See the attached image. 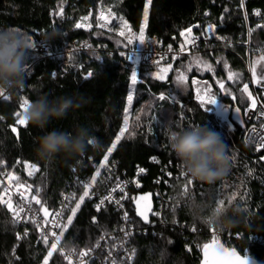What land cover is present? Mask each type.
<instances>
[{
	"label": "trees",
	"instance_id": "obj_1",
	"mask_svg": "<svg viewBox=\"0 0 264 264\" xmlns=\"http://www.w3.org/2000/svg\"><path fill=\"white\" fill-rule=\"evenodd\" d=\"M146 3L147 0H0V28H18L29 33L37 42L51 43L57 51L65 50L76 41H90L94 46H102L97 52L72 54L71 59H68L69 55L52 59L28 53L27 64L31 67L26 74L24 88L11 91V99L0 102V170L12 166L18 158L35 163L40 171L34 178L24 181L32 186L33 195L38 189V198L49 210H53L71 176L76 171L81 175L91 173L90 160L100 163L107 154L108 147L114 142L123 124L124 109L128 108L131 114L130 125L113 151L112 159L119 160V170L130 177L138 167L147 170L141 177V185L131 190L134 198L130 208L139 230L132 240L136 255L131 264H201L202 247L209 243L211 228L216 229L230 243V249L234 248L241 255L264 264V161L259 159L264 151L257 153L255 148L245 144L244 130L240 126L233 122L235 130L228 131L214 112L201 108L195 100L192 85L193 79L199 78L202 86L209 84L214 88L215 94L223 103L234 105L219 90L217 81H223L227 92L235 97V103L242 112L249 106L250 101L241 91L248 81L244 63L240 59V56L244 59L247 57L246 47L243 45L247 39V27L241 2L152 0L145 25L146 38L158 36L169 40L196 23L204 26L214 23L224 25L220 32L227 40L216 45L211 53L204 52L172 60L159 66H141L136 70L139 81L133 86L130 80L133 68L126 65L115 52L117 47H123L122 40L98 30H75L74 22L81 16H89L95 21L101 10L112 8L131 23L139 36L140 27L144 23L143 10ZM61 6L64 10L63 17L57 15ZM225 9L228 11L225 12ZM255 10L261 13L259 19L253 14ZM205 12H208V16ZM246 13L250 27L254 28L250 36V59L252 63L263 61L264 64V60L260 59L264 56V27H257L264 25V0H248ZM67 16H71L73 21H65L64 17ZM53 29L62 35L43 41L44 35ZM96 56L101 59L96 60ZM197 59L211 64L214 72L198 67L194 62ZM225 61L228 69L224 68ZM168 64L172 68L166 74V80L160 81L152 77V73ZM189 65L191 71H188ZM229 70L239 73V77L228 80ZM87 72H93L94 75L87 78ZM181 72L186 73L188 79L185 84L178 86L176 76ZM257 74L264 75V67L257 70ZM256 88L260 94L264 91V88L257 85ZM129 92L134 94L130 107L127 103ZM75 93L90 98V103L79 110L70 111L65 119L53 120L46 129L16 124V113L21 110L23 100H35L42 94H47L51 99ZM160 94L171 95L177 102L174 103L172 99L160 101ZM198 125L220 135L227 146L229 170L212 185L193 183L190 186V190L194 191L193 200L181 195L184 178L170 180L172 187L163 184L162 188L167 191L166 199L170 197L172 202L164 211L166 225L151 230L145 226L148 222L137 215V208L146 213L156 210L158 204L154 192L156 180L163 173L162 169H181L180 163L169 152L167 134L170 130ZM13 126L17 127L18 136L11 130ZM78 126L88 127L90 133L102 142L103 148L99 151L89 149L83 156L75 158L62 153L50 160L37 157L35 149L38 137L52 129L72 132ZM129 132L134 133L130 138ZM152 157H156L159 163L154 162ZM83 164L88 165L86 169ZM233 193L235 199L232 204L241 210L239 227L221 231L214 225L205 223L215 207L216 199H225L227 205V198ZM142 196H147L148 199L139 200ZM193 201L210 206L200 213V218L193 211ZM93 217L96 218L95 222ZM119 223V213L113 207L97 212L90 199L85 198L66 234L65 244L67 247L86 249ZM193 227L196 228L195 232L192 231ZM146 228L147 232L144 231ZM25 231L0 203V264H44V258L51 247L40 241L32 227L27 229L26 237ZM20 234L23 236L18 239ZM196 244H200L201 248L197 249ZM187 246L191 247V251ZM48 264L68 263L62 255L53 251Z\"/></svg>",
	"mask_w": 264,
	"mask_h": 264
},
{
	"label": "built area",
	"instance_id": "obj_2",
	"mask_svg": "<svg viewBox=\"0 0 264 264\" xmlns=\"http://www.w3.org/2000/svg\"><path fill=\"white\" fill-rule=\"evenodd\" d=\"M247 1L248 0H244V6L242 8V10L244 11L246 27H247V39L245 40V42H243V45L246 47L247 57L246 59H244L240 55L239 56L244 63L248 75V81L246 83L249 85V90L252 92L253 96H255L261 103H264V91L261 94H259L256 88V84H254L252 80L251 66L253 63L249 56L251 49H250V36L248 35V31L251 27L246 13ZM109 10H111V13L113 14L114 18L109 17ZM255 12L256 10L253 12L255 18L259 19L260 16H256ZM101 13L104 14L105 18H109L111 20L108 26L104 28L98 26L99 24L104 23L103 19H98V17L101 16ZM82 17L84 16H81L78 20L74 22V29L82 30L86 32L98 30L107 34H113L116 37H118L120 40H122L124 45L123 47H119V48L117 47L115 49V52L118 54L120 59L126 65L134 68L135 70H138L141 66H148V67L159 66L172 60H178L185 57H192V56L200 55L201 53L204 52L211 53L214 52V50L216 49V45L220 43H225V41L227 40V38H224L220 32V29L224 27L223 24L219 25L214 23H208V24H213L216 27L214 32L207 33L206 29L208 24L204 26L201 25L200 23H196L192 27L193 29L192 36L199 37V39L196 40L195 44H184L185 37H182L180 34L172 36L169 40L165 39L164 37H158V36L146 38V40H151L153 41V43H146L144 45H141L138 42V40H134L132 44H128L126 36L129 35V29L131 33H135L137 37L138 35L134 30V28L132 27L131 23L126 19H124L127 22L126 26H124L123 28L121 27V22L119 19L120 16L112 8H106L101 10L95 21L88 16L89 19L86 22H84L81 20ZM64 20L72 22L73 18L71 16H67L64 17ZM78 22L84 23L85 26L79 29L75 28V24ZM88 25H90L91 27H88ZM196 25H199V27H195ZM121 30L125 31V37H121L119 35V32ZM183 31H186V29ZM33 42L35 43V47L29 52L38 55L39 58L55 59L70 54L72 55V54L80 53L83 51L97 52L100 51V49L102 48L100 44L98 46H94L90 41H85L80 43L76 41L73 42V44H70L69 47H67L65 50L57 51L55 50L53 45L49 42H37L34 37H33ZM182 44H184V48H185L183 52H181ZM87 45H91V47L89 48L87 47ZM169 45H172L171 51H169L168 49ZM121 51L127 53L132 58L126 60L124 57L120 55ZM157 60H159V65L156 63ZM30 67L31 66H28L27 73L29 72ZM210 88L212 89V93L215 94L214 88L212 86H210ZM196 90L197 88L194 89L195 100L200 104V102L196 99V95H197ZM4 95H6L8 98L4 99L3 96H0V102L9 101L11 99V91L4 93ZM217 99H218V104L210 106L211 110L209 111H212V109L214 108L215 112L218 115H220V117H225L228 122L233 124V120H232L233 105H227L223 103L218 96ZM222 104L228 106L230 111L227 113L221 111L218 105H222ZM249 106L243 111V117L246 125V128L244 130V142L246 145L255 148V143L251 140V137L254 135L251 133V127L254 124L258 131L264 132V130L260 129V124L264 123V118H260V119L256 118L258 112L260 111V104H258L255 112L249 111ZM122 127L123 124L121 125L120 129ZM103 157L100 163H96L94 160H90V164L92 166L91 173L86 172L85 174L81 175L78 171H76L71 176L69 182L66 184V187L58 200V205L56 206V208L49 211L51 213V212L61 211L63 209V216L59 222L62 224H66L67 217L71 215V208L75 206V203L79 200V197L83 195L84 184H92V177L95 176L96 171L99 170L100 175L96 176L95 183L92 184L91 188L89 189L90 198L89 197L86 198H89L93 206L95 207V205L99 203V200L102 197L108 196L109 193L111 192V189L116 188L117 184L119 183L120 187L123 188V192L120 191V188H116L115 192H111V196L113 198L112 201L109 202L108 200H106L101 210L107 207H113L119 213L120 223L112 231L102 234L92 246L88 247V248H94L95 251L91 253L90 257H85L84 259L88 262V264H112L113 260L116 261V264H131L134 261L136 255V250L135 247L133 246L132 240L134 238L135 233L139 231L138 228L136 227L135 216L133 215L132 209L130 208V203L134 198V195L131 190L134 187L138 188L137 182L139 183V186L141 185V177L147 173V170L145 169L146 172L138 174V169L140 168L138 167L136 168L135 173L130 177L125 175L124 172H121L119 170V160L112 159V154L109 156L107 166L100 167V165L103 162ZM29 163L35 164L31 161H26L18 158L13 163L12 166L0 170V186H1L0 203L7 211H9V213L12 214L14 221L17 223V225L25 228V230H27L29 227H32L36 231L40 241L43 244L45 243L41 238L42 232L45 231L48 232L49 238L47 245L51 247V244L55 242V237H53L51 233L55 232L57 235H59L60 228L53 227L52 224H42V227L38 228L36 224L32 223L31 221L33 218L36 219L38 222L42 223L44 219L43 212L40 211V206L38 207V205H36L35 202L32 200V196H33L32 188L31 190H26V187L25 188L19 187L20 184L27 186L24 180L34 178L35 175L38 173L35 172L32 176L28 175V171L30 169L26 167V164ZM87 166L88 165L83 164V167L85 169L87 168ZM162 170L163 173L158 177L160 182L157 183L158 179L156 180L157 187L154 192L156 197V202L158 204V208L151 212L149 218L150 220L148 224L145 225L148 226L149 229L151 230H154L156 227L166 225L164 211L166 207L169 205V203L172 201H170V197L168 200L166 199L167 191L162 188L163 184H165L168 187H172L170 180H172L173 178L177 179L178 177L183 178L181 177L182 171L178 167L175 168L174 170L165 167ZM168 172L172 173L171 177L167 175ZM10 174L18 177L19 180L18 181L13 180L10 183L8 179ZM5 189H7V191H5ZM21 193L24 194V199H21ZM73 194L75 195V199H72ZM65 197H69V199L66 200ZM9 201L12 205L11 208L8 207ZM116 201H119V204H117ZM29 202H30L31 211H29ZM64 205H67V208H64ZM21 206L24 207L25 211L17 216L16 213L19 212ZM125 213H127L128 216L127 221L124 220ZM154 213H158V215H154ZM48 219L51 221L52 217L49 216ZM69 228L70 225L68 226L65 235L61 237L60 243L57 245V250H55V252H58V254H60L59 249H64L65 253H67L68 251V247L65 244V238L67 232L69 231ZM213 229L214 228H211L210 235L208 237V242L211 243L212 236L215 232V234L218 237L219 243L224 245L225 248L230 249L229 246L230 243L227 240H224L216 229H214L213 232ZM144 231L147 232L148 228L144 229ZM125 233H129V235L126 236ZM22 236H23L22 234L19 235L20 239L22 238ZM98 243L100 246L97 248L96 245ZM196 247L197 249H200L201 245L196 244ZM189 248L191 247L187 246V249ZM75 249L77 251H82V250H86L87 248L82 250L77 248ZM109 253H111V256H109ZM78 261L79 258L77 256H73L71 264H78ZM66 262L69 264L67 260Z\"/></svg>",
	"mask_w": 264,
	"mask_h": 264
},
{
	"label": "clouds",
	"instance_id": "obj_3",
	"mask_svg": "<svg viewBox=\"0 0 264 264\" xmlns=\"http://www.w3.org/2000/svg\"><path fill=\"white\" fill-rule=\"evenodd\" d=\"M62 34L53 29L44 35L43 41L53 40ZM33 37L18 28H0V93L23 89L28 69V53L34 48ZM90 103L81 93L49 98L47 94L30 100L21 112L28 125L44 130L53 120L65 119L70 111H76ZM169 152L181 165V171L192 183L212 185L229 170L227 146L220 135L204 126H189L170 130L167 134ZM103 148L98 137L86 126H78L72 132L52 129L37 138L35 153L42 160H50L57 154L69 158L83 156L89 149ZM210 207L192 202L197 218ZM211 211V223L221 231L239 227L240 209L233 204ZM206 219V220H207ZM249 264H256L249 258Z\"/></svg>",
	"mask_w": 264,
	"mask_h": 264
},
{
	"label": "snow or ice",
	"instance_id": "obj_4",
	"mask_svg": "<svg viewBox=\"0 0 264 264\" xmlns=\"http://www.w3.org/2000/svg\"><path fill=\"white\" fill-rule=\"evenodd\" d=\"M152 4V0H147V3L144 6V10H143V21L144 23L141 25L140 27V31H139V36L137 37L135 33H131L130 29H129V35L126 36L127 39V43L128 44H132L134 40H138V42L141 45H144L146 43H153V41L151 40H146L145 37V25L147 24L148 21V17H149V5ZM241 8H243L244 6V0H241V4H240ZM228 9H225V12H227ZM57 15L63 17L64 15V10L63 7H60L59 12L57 13ZM205 15H208L207 12H205ZM256 16H260L261 13L259 10H257L255 12ZM109 17L110 18H114L113 14L111 13V10H109ZM89 19L88 16H84L81 18L82 21L86 22ZM98 19H103L104 23L99 24L98 26L101 28L107 27L108 24L111 22V20L109 18H105L104 14L101 13V16L98 17ZM120 22H121V27L123 28L124 26H126V21L124 20V17L121 16L119 17ZM221 19H223V16L221 17ZM84 23H76L75 24V28L79 29L81 27H84ZM88 27H91L90 25H88ZM195 27H199V25H196ZM215 25L213 24H208L206 32L207 33H212L215 30ZM257 27H264V25H257ZM192 27H189L186 29V31H181L180 35L182 37H185L184 40V44H195L196 40L199 39V37H194L192 36ZM254 31V29H249L248 31V35L251 36L252 32ZM187 33V35H186ZM119 35L121 37H125V31L121 30L119 32ZM219 38V37H218ZM184 44L181 45V52H183L185 50L184 48ZM35 46V43H34ZM87 47H91V45H87ZM169 51H171L172 49V45L168 46ZM120 55L122 57H124L126 60L131 59L132 57L129 56L127 53L121 51ZM72 56L71 54L68 56V59H71ZM96 60H100L101 57L100 56H96L95 57ZM261 60H264V56H261L260 58ZM156 63L159 65V60L156 61ZM259 63V61H255L253 62L252 66H251V73H252V80L253 83L256 84L257 86L264 88V75H258L257 74V69L255 64ZM196 64L198 67L202 66L203 70L205 71H209V72H214V69L212 67L211 64H208L206 61H201L199 59H197ZM228 64L225 61L224 62V68L228 69ZM172 65L168 64L167 67H161L159 68V71L152 73V77L156 80H160V81H164L167 79V73L171 70ZM188 71H191V65H189L188 67ZM55 75V73L53 74ZM94 75L93 72H87L86 77L90 78ZM239 77V73L233 72L231 70L228 71V80H234L235 78ZM188 77L181 72L179 75L176 76V83L178 86L183 85L187 82ZM130 80H131V84L133 86L137 85L138 83V74L136 72V70L133 68L131 70V76H130ZM193 84H197L199 83L196 80L192 81ZM217 84L219 85V90L222 92H225L227 94L230 95V93L227 92V89L225 88V84L223 81L218 80ZM197 95H196V99L200 102V107L204 108L205 111H209L210 106L213 105H217L218 104V99L217 96L215 94L212 93V89L210 87H205L204 89L201 88H197ZM242 93L247 95V99L250 101V106H249V111H253L255 112V110L257 109L258 104H260V111L258 112L256 118L260 119V118H264V103H261L255 96H253L252 92L249 90V85L246 83L243 85L242 88ZM0 96H3L4 99H7L8 97L6 95H4V93H0ZM158 99L160 101H164L166 99H172L174 103H176L177 101L174 100V98L169 95V96H165L164 94H160ZM233 99H235V97H233ZM29 101L27 99L23 100V102L20 104V109L21 111H18L16 113V124L20 125V126H24L27 127V122L22 118L21 116V112L24 110V108L26 107L27 103ZM133 102V94L132 92H129V94L127 95V103L129 106L132 105ZM207 106V107H206ZM218 107L220 108L221 111H223L224 113H227L230 111L229 107L222 104V105H218ZM125 115H124V121H123V127L120 129L119 134L115 137L114 142L111 144L110 147H108L107 149V154L103 157V162L100 165V167H106L107 166V162L109 160V156L113 153V151L117 148V144L121 141L122 137H124L126 130H128L129 128V117H128V108L124 109ZM240 113H241V109L239 107H236L234 109V114H235V119H236V124H243L244 121L241 120L240 117ZM230 128H232V126H230ZM260 129L264 130V123L260 124ZM14 133H17V136L19 135V133L17 132V127L13 126L11 129ZM152 129L150 128L149 131H151ZM233 131L235 130L234 128L232 129ZM251 133L254 134L251 137V140L255 143V150L257 153H260L262 151H264V132L258 131L257 128L255 127V125L253 124V126L251 127ZM134 133L129 132V138L133 135ZM154 162L159 163V160H157L156 157H152L151 158ZM260 161H264V155H261L259 157ZM26 167L28 169H30L28 171V175L32 176L35 172H39L40 169L37 167L36 164H26ZM146 172V170L144 168H139L138 169V174L139 173H144ZM251 174V172L249 173ZM100 175V171L97 170L95 176L92 177V184L95 183L96 180V176ZM167 175L169 177H171L172 173L168 172ZM181 177L184 178L185 183L183 185V191L181 193L182 196L186 197L188 200H193L194 199V191H190V186L193 185V183L189 180H187V178L183 175V173L181 172ZM180 177H178L177 179H179ZM9 182L11 183V181L13 180H19L18 177L14 176V175H9L8 177ZM160 180H157V183H159ZM92 184H84V192L83 195H81L79 197V200L75 203V206L71 208V215H69L67 217V223L66 224H62L59 221L62 219L63 216V209L61 211H56V212H51L49 211V209L42 203L41 199L38 198L39 197V190H36V194L32 196V200L35 202L36 205L40 206V211L43 212V221L38 222L36 219H32V223L36 224V226L38 228L42 227V224H52L53 227H57L60 228V233L59 235H57L55 232H52L51 235L53 237H55V242H53L51 244V250L48 251L47 256L44 258V264H48V260L49 258L52 256L53 251L57 250V245L60 243V239L61 237H63L65 235V232L67 231V228L69 225H71L73 223V218L77 215L78 210L81 208V205L84 203L85 198L89 197L90 198V192L89 189L91 188ZM137 186L139 187V183L137 182ZM20 188H25L26 190H31L32 186L31 185H23L20 184L19 185ZM116 188H120V191L123 192V188L120 187V184L118 183ZM116 188H112L111 192H115ZM5 191H7V189H5ZM111 192L109 193L108 196L102 197L99 200V203H97L95 205L96 211L99 212L101 210V208L104 206L105 201L108 200L109 202L112 201V196H111ZM21 199H24V194L21 193ZM66 200L69 199V197H65ZM72 199H75V195L73 194ZM148 197L147 196H142L139 198V200H147ZM235 199V193L232 194V196L227 198V205H231L233 200ZM139 200L137 201V204H139ZM117 204H119V201H116ZM225 199L220 198V199H216L215 201V209L214 210H218L220 207L225 206ZM11 203L10 201L8 202V207L11 208ZM64 208H67V205H64ZM148 210H150V205L148 206ZM25 209L23 206L20 207L19 212L16 213V215L18 216L20 213L24 212ZM29 211H31V207H30V202H29ZM173 211H175V208H173ZM137 215L140 216L145 222L148 221V216L146 214V211H142L140 210V208H137ZM154 215H158V213H154ZM49 216L52 217L51 221L48 219ZM128 216L127 213L124 214V220L127 221ZM96 221V218L93 217V222ZM205 223H207L209 226H212L213 224L211 223L210 218L205 220ZM192 231L195 232L196 228L193 227ZM214 232V229H213ZM28 235L27 230L24 233V236L26 237ZM125 235H129V233H125ZM41 238L43 239L44 243L47 245L48 244V238H49V234L48 232H42ZM18 239H20V237L18 236ZM171 243V241H170ZM100 245L99 243L96 245V247L98 248ZM189 251H191V249H188ZM211 250V251H210ZM60 254L64 257L65 260H67L69 262V264H71L72 261V257L73 256H77L79 258L78 264H88V262L84 259L85 257H90L91 253L93 251H95L94 248H87L86 250H82V251H77L75 248L73 247H68V251L67 253H65L64 249H59ZM202 251H203V256H204V264H249V257L245 256L244 258H242L236 251V249H229V248H225L224 245L220 244L218 241V237L217 235L213 234L212 236V241L211 243H205L202 247ZM13 254H15V248L13 249ZM109 256H111V253H109ZM16 259H19V257H16ZM112 264H116V261L113 260Z\"/></svg>",
	"mask_w": 264,
	"mask_h": 264
},
{
	"label": "rangeland",
	"instance_id": "obj_5",
	"mask_svg": "<svg viewBox=\"0 0 264 264\" xmlns=\"http://www.w3.org/2000/svg\"><path fill=\"white\" fill-rule=\"evenodd\" d=\"M197 61V60H196ZM196 61H194L195 63H196ZM196 65V64H195ZM201 67V69L203 70V68H202V66H200ZM264 67V64H263V61H260V63H258L257 64V70H261L262 68ZM187 71V69L185 70V72ZM187 73V72H186ZM186 73H184L185 75H186ZM199 78H194L193 80H196V81H198L199 82V80H200V82H201V79H199ZM241 80V79H240ZM138 81H139V76H138ZM203 81V80H202ZM197 83V84H193L192 83V85H193V87H194V89L195 88H201V89H204L205 87H210V85L209 84H205V85H201V84H203V83ZM201 86V87H200ZM242 88H243V86H242ZM133 94V93H132ZM244 94V93H243ZM260 94V93H259ZM194 95H195V93H194ZM246 95V94H245ZM133 96H134V94H133ZM247 96V95H246ZM130 107V106H129ZM129 112H128V117H129V119H130V117H131V114H130V110H128ZM208 112H210V113H212V112H214L215 114H216V116L219 118V120H221V123H222V125H225L226 127H227V130L228 131H233L232 129L234 128L235 129V125H234V123L232 124V123H230V122H228L227 121V119L225 118V117H220V115H218L216 112H215V110H214V108L212 109V111H208ZM129 125H130V122H129ZM230 126H232V128H230ZM48 262H49V260H48Z\"/></svg>",
	"mask_w": 264,
	"mask_h": 264
},
{
	"label": "water",
	"instance_id": "obj_6",
	"mask_svg": "<svg viewBox=\"0 0 264 264\" xmlns=\"http://www.w3.org/2000/svg\"><path fill=\"white\" fill-rule=\"evenodd\" d=\"M224 84H225V83H224ZM221 92H222V91H221ZM222 94H223V96H224L225 98H228V99L232 100L233 103H234V105H233V111H232V120H233V122L236 124V119H235V114H234V109H235L236 107H238V106L236 105V103H235L236 99H233L234 96L227 95V93H225V92H222ZM240 117H241V120L244 121V117H243V112H242V110H241V113H240ZM238 126H240L243 130H245V128H246L245 121H244L243 124H239ZM151 212H152V210L149 211L148 213H146L147 216H148V221H147V222H149V217H150ZM210 251H211V250H210ZM236 251H237V250H236ZM237 253H238L242 258L245 257V256L241 255L238 251H237ZM249 258H250V257H249ZM251 259L254 260V261L256 262V264H259V263L257 262V260H255V259H253V258H251ZM201 264H204L203 251H202V263H201Z\"/></svg>",
	"mask_w": 264,
	"mask_h": 264
}]
</instances>
